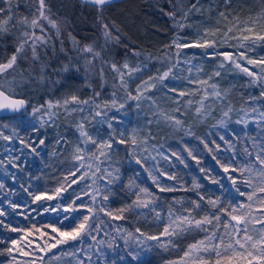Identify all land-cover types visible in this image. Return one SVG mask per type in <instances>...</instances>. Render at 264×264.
<instances>
[{
    "label": "trees",
    "instance_id": "trees-1",
    "mask_svg": "<svg viewBox=\"0 0 264 264\" xmlns=\"http://www.w3.org/2000/svg\"><path fill=\"white\" fill-rule=\"evenodd\" d=\"M202 1L207 0H124L104 7H94L78 0H44L42 18L37 11L39 0H9L3 19L8 16L12 19L6 26L8 30L0 32V63L7 62L19 44L28 40L23 32L28 30V24L33 18L37 19L41 27H36L34 32L31 29V39L25 45V50L18 55L14 69L0 74V88L27 101L26 109L18 114L21 116L43 105L45 100L54 98L70 81H80L85 89L95 94L117 90L125 64H150L158 73L169 70L174 65L175 48L171 45H156L154 33L176 35L185 32L189 15ZM214 2L229 15L243 18L264 6V0ZM128 17L132 19L131 25L124 22ZM24 18H27V25L20 23ZM139 24L142 30L152 32L142 35L135 30ZM32 34L43 37L42 41H35L38 57L35 60L29 46ZM86 46H91L99 55L94 57L93 53L83 51ZM113 65H116L118 71L113 70ZM229 127L227 132L222 129L214 131L205 122H198L186 133L191 135L186 136L184 133L175 139L165 140L169 159H165L166 164L158 171L164 178L166 176L173 180L169 185L174 190L161 192L154 189L145 174L146 169H143L139 177L148 188L145 190L151 194L146 197L162 203L165 211L170 213L178 211L188 214L191 211L192 214L196 213L197 218H203L205 214H220L221 224L217 225L214 221L211 225L217 226L220 233L225 231L222 224L229 219L227 215L219 213L220 207L231 211L232 207L240 203L262 206L259 198L264 197V193L259 192V188L264 184L255 173L260 168L257 156L264 157V130L256 132L254 128L232 124ZM19 135L26 145L35 148L38 165L17 185L7 191L0 188V210L5 212L4 216H0V264H11L9 249L19 234H26L33 240L39 237L49 240L55 236L53 227L60 231H70L73 224L78 225L88 215L87 211L79 209L70 220L61 221L59 218L34 216L28 206L21 211L17 209L18 202L26 198L28 193L32 196H53L57 194V189L65 191L64 200L67 205H85V199H78L82 191L73 185L76 180L72 174L75 164L69 154L55 142L53 130L23 126ZM41 140L43 144L39 143ZM225 167L229 168L227 173L224 172ZM247 168H252L251 173L242 171ZM163 175H157V180H163ZM254 176L257 179L256 186L250 187L245 181ZM232 179L236 180L235 195L225 189ZM128 180L126 174L120 173V188L127 186V190H138ZM218 187H223V201L216 198ZM24 188L28 193L24 192ZM240 192H255L256 195L252 201H248L247 195H240ZM106 194L110 198L102 207L123 218L112 219V216L99 210L89 224L90 229L81 238L58 248L56 256H47L41 261L42 264H53L58 259L69 260L73 264H165V256L153 251L135 252L130 247L123 231L124 228L125 232L127 230L131 200L124 198V193L115 186L108 187ZM209 200H217V207L213 208ZM225 200L230 203L225 205ZM193 201L200 207L196 208ZM121 209L124 211L121 212ZM12 227L20 230L12 232L9 230ZM226 255H231V252ZM209 257L210 264H215V254L203 255V258Z\"/></svg>",
    "mask_w": 264,
    "mask_h": 264
},
{
    "label": "rangeland",
    "instance_id": "rangeland-1",
    "mask_svg": "<svg viewBox=\"0 0 264 264\" xmlns=\"http://www.w3.org/2000/svg\"><path fill=\"white\" fill-rule=\"evenodd\" d=\"M8 1L0 0L2 18L6 15ZM139 21L141 22V19ZM124 22L131 25L132 19L125 18ZM36 27L41 26H32L29 22L28 40L31 39V29L34 32ZM142 28L141 24L135 26V30L144 36L152 32H146ZM244 36L250 39L243 40ZM257 36H264V6L243 18L234 14L229 15L223 8H218L214 0L202 1L189 15L185 32L176 35L154 33L156 45H171L175 48L174 65L170 68L167 78L161 80L159 77L169 70L158 73L150 64L128 65V68L124 67L121 73L123 76L120 75L119 86L115 91L94 94L85 89L80 81H70L54 98L32 108L24 115L23 120L19 115L0 118V133L11 137L10 140H5L0 136V184L4 185L2 189L7 191L17 185L19 180H25L32 169H37L35 148L26 146L21 139L19 135L21 128L31 126L52 129L56 135L55 142L67 155L69 154L75 167L81 163L85 164L84 168L75 171L76 180L73 183L82 191L78 194V199H85L83 201L85 205H67L63 190L53 195L51 200L44 195L43 199L34 201V196L24 188V192L28 194L26 193L27 197L18 202L19 211L28 206L34 216L66 221L65 217H72L75 212L82 209L88 212L90 224L100 212L99 209L109 201V196L107 200L104 199L108 187L115 186L118 191L124 193V198L131 200L132 209L128 213L127 230L125 232L124 228L123 232L127 243L135 252L153 251L166 257V260H163L165 264H199L196 256L203 258L207 253H190L188 256H185V253L189 251L191 244L203 240L208 233L193 227L172 236H162L164 228L169 226L175 217L188 214L174 211L170 216V212L165 211L162 203L146 197L145 193L140 191L147 187L140 179L139 172L146 169L145 174L149 178V183L157 191L160 186L170 188L169 184L173 180L167 179L166 176L164 178L158 171L166 164L165 159H169L165 140L175 139L184 133L188 136L190 133H186L198 122H205L206 126L215 129L214 131L222 129L227 132L230 124L254 128L256 132L264 130V40L256 39ZM205 41L213 46L182 49L175 47L176 43L193 44ZM224 53L231 54V59L225 60ZM248 60L256 63L250 64ZM236 64H240L241 67L237 68ZM243 67H247L253 75L249 76L242 71ZM137 68L139 71H130ZM217 72L219 75H216ZM122 81L126 87L122 86ZM146 81L150 85L148 90H142L139 99L130 98L129 93L136 96L138 86ZM181 92L184 93L183 96L180 95ZM72 96H76L79 102H72ZM84 101L88 103H83ZM49 104L52 105L51 108ZM36 108L40 110L34 112ZM97 112L101 115L97 116ZM176 120L180 123L177 124ZM80 125L84 126L83 129ZM81 131L87 132L98 143H111V148L99 149L96 144L86 142V138L80 134ZM121 140L124 143H120ZM77 147L82 150L81 153L76 152ZM87 149L92 151L89 152ZM101 151L106 155L101 156ZM81 154L85 157L83 161L74 159L76 155ZM137 160L140 161L139 164ZM88 163H91V168L87 167ZM122 172L129 178V183H134L133 186L138 190L131 188L127 190V186L120 188L118 178ZM157 175H163V180H157ZM224 179L228 180L227 177ZM251 181L252 186H256L255 176ZM222 188L218 187L215 194L220 201L224 200ZM225 189L230 190V194H236V185H233L232 181H229ZM128 191L133 194L130 195ZM138 197L141 201H150L148 206H138ZM224 202L225 205L230 203L229 200ZM66 207L69 211H64ZM261 207L253 204L242 211H251L252 215L257 216L260 215L258 209ZM88 208H91L92 212H89ZM195 214L192 216L201 219ZM205 227L209 231L218 229L217 226L211 225ZM248 227L250 234L258 238V229L264 226L249 224ZM153 235L160 236V241L146 239L147 236ZM82 236L83 233L79 238ZM62 239L66 238L60 237L56 232L49 240L41 237L33 240L26 234H19L16 238L18 243L10 248L11 264H42L41 261L55 254L58 248L74 241L67 240L66 243L57 244L54 248H47V245L55 244L56 240ZM22 251L28 255L21 254ZM53 264L73 263L58 259Z\"/></svg>",
    "mask_w": 264,
    "mask_h": 264
},
{
    "label": "snow or ice",
    "instance_id": "snow-or-ice-1",
    "mask_svg": "<svg viewBox=\"0 0 264 264\" xmlns=\"http://www.w3.org/2000/svg\"><path fill=\"white\" fill-rule=\"evenodd\" d=\"M91 2L95 5L103 6L105 3L108 2V0H91ZM44 8H45L44 0H39V8L37 11L39 12L41 17H44V11H43ZM2 17H3V13H2V11H0V32H5L8 30L6 26L11 21L12 17L8 16L7 19H3ZM20 23L27 25V23H28L27 18L22 19L20 21ZM31 25L32 26H39L36 18H33L31 20ZM53 26L55 27L54 24H53ZM104 27H105V29H107V25H105ZM41 31H43V28H41ZM106 34H107V32H106ZM23 35L25 37H28L29 33L27 31H24ZM32 36H33V41L29 46L32 49V58H33V60H35L38 58L37 52H36L37 45H36L35 41H38V40L42 41L43 37H37L34 34H32ZM242 39L248 40V39H250V37L244 36V37H242ZM256 39L264 40V36H257ZM28 43H29L28 40L25 39L24 42L19 44V46L15 50V53L10 57V59H8L7 62L0 63V74H3L4 72H6L10 69H14L18 55L25 50V45ZM208 46H213V45L209 44V42H207V41H205L204 43H193V44L176 43L175 44V47L178 49L188 48V47H201V48H203V47H208ZM83 51L93 53L94 57L99 55V53H95L93 51L91 46H86L83 49ZM177 55H179V53H177ZM223 55H224L225 60L231 59V54L224 53ZM243 58L244 57L241 54V59H243ZM248 63L255 64L256 61L248 60ZM221 66H223V65H221ZM124 67L128 68L129 66L127 64H125ZM236 67L240 68L241 65L236 64ZM113 70L118 71V69L116 68V65H113ZM241 70L244 71L245 73H247L249 76L253 75V73L250 72L247 67H243ZM130 71H139V69L138 68L137 69H130ZM170 71H171V69H169V71H165L163 73V75L160 76L159 78L161 80H163L164 78H167ZM216 75H219V72H217ZM122 76H123V74H121V77ZM122 86L126 87V84H124L123 81H122ZM149 87H150V85L148 84V82L147 81L144 82L143 85L138 86L136 96H131V94L129 93L130 98L139 99L140 96L142 95V90L147 91ZM213 87H214V85H213ZM180 95L183 96L184 93L181 92ZM0 97H3L6 101H8L7 103H0V108H11L15 111H19L25 105V101H23V100H9V98L6 97L2 91H0ZM71 100H72V102H79L78 98L76 96H72ZM65 103L67 104L68 101H65ZM83 103H88V101H84ZM120 106L123 107V104H121ZM51 107H52V105L49 104V108H51ZM39 110L40 109L36 108L33 111L36 112ZM197 111H199V110H197ZM96 115L99 116V115H101V113L97 112ZM225 115H227V113H225ZM20 119L21 120L24 119L23 113H22ZM175 122L177 124L180 123L179 120H176ZM83 127H84L83 125H80L81 129H83ZM80 134L82 137L86 138V142H91L92 144H96L99 149H103L105 147L111 148V146H112L111 143H107V144H105L103 142L98 143L95 139L90 137L88 135V133L85 131H81ZM0 136H3V134L0 133ZM3 139L10 140L11 137L3 136ZM39 143L43 144V140L39 141ZM120 143H124V141L121 140ZM133 143H135V141H133ZM87 151L91 152L92 150L87 149ZM76 152L81 153L82 150L79 147H77ZM100 155L105 156L106 153L101 151ZM74 159L77 161H83L85 159V157L81 154V155H76L74 157ZM89 159H91V157H89ZM136 162L138 164L140 163L139 160H137ZM257 162H258L260 168H259V171H257L255 173V175L257 177H259L261 179V183L264 184V157H261L258 155L257 156ZM12 166L15 167V165H12ZM91 166H92L91 163H88L87 167L91 168ZM84 167H85V164L81 163L75 168V171H79V169L84 168ZM232 170L236 171L235 168H233ZM244 170H247L251 173L252 168L243 169L242 171H244ZM75 171L72 173L73 175L75 174ZM228 171H229V168L225 167L224 172L227 173ZM86 174L87 173H85V175ZM232 183H233V185H235L236 180L232 179ZM245 183H248V185L250 187L252 186L251 180L245 181ZM3 187H4V185L0 184V188H3ZM159 190L161 192H164V191H172L174 189L160 186ZM56 191L58 193L60 191V189H57ZM140 191L145 193V195H149V196L151 195L145 189H141ZM237 191H239V189H237ZM259 192L264 193V186H261L259 188ZM240 195H247V200L252 201L253 197L256 195V193L253 192L252 194H246L244 192H240ZM43 198L44 197L42 195H36V196H34V201H39ZM47 199L51 200V199H53V196H48ZM93 199H95V197H93ZM104 199L105 200L108 199L107 195L104 196ZM200 199L203 200L204 197L201 196ZM259 199H260V203H261L262 207L260 209H258V211L260 212V215H257V216L252 215L251 211H242L245 208H250V205H246L245 203H240L238 206L232 207L231 211H229L227 208L220 207L219 213H223L224 215H227L229 218L227 222H224L222 224V226L225 230L223 233H220L218 231V229H213V230L209 231V229L205 227L206 225H213L214 221L217 225L221 224V215L220 214H217V213L205 214V216L203 218L196 219L195 217L192 216L191 211H189L188 215H186V216L175 217V219L172 220L171 224L164 228V231L161 235L162 236H172V235L177 234V232H184V231L190 230L193 227H195V228L199 229L200 231H204L208 234L205 236V238L203 240H200V241H197L196 243L191 244L189 246V251L185 253V256H188L190 253H200V252L212 253V252H214L215 257H216L215 258V264H224L225 261L227 262V264H264V227H260L258 229V231H259V237L258 238H254L253 235L250 234L249 227H248L249 224H252L253 226H255V225L264 226V197H261ZM149 202L150 201H141L139 199V197L137 200L138 206H142V207H147ZM208 203L213 208H216L219 202L217 200H209ZM193 204L195 205L196 208L200 207V205L198 203H196L195 201H193ZM99 210L101 212H104L105 215L112 216V219H122L123 218L122 216L113 215L111 212L106 211L105 208H103V207L100 208ZM64 211H69V209L66 207L64 209ZM88 211L92 212V209L88 208ZM120 211L122 212L124 210L121 209ZM4 215H5V212L3 210H0V216H4ZM157 215H159V213H157ZM172 215L173 214L170 213V216H172ZM64 219L70 220L71 218L65 217ZM89 220H90V216L85 215L83 217V221L81 223H79L78 225L73 224L72 229L70 231H60L58 228L53 227L52 232H56V233H58V235L60 237H64L66 239L56 240L55 244L47 245V248L48 249L54 248L57 246V244L66 243L67 240H76L77 238H79L81 236L82 233L85 232L86 229H90L91 226L88 223ZM173 225H175V227H173ZM170 228H171V231H170ZM9 230L12 232H16V231H19L20 229H18L16 227H12ZM37 231H39V230L37 229ZM137 231H139V229H137ZM88 234L90 235V232ZM41 235H43V233H41ZM141 235H143V233H141ZM146 239L153 240V241H160L161 237L153 235V236H147ZM17 243H18V241L13 240L12 241L13 247H15ZM101 243H102V241H101ZM41 250H44V248H41ZM9 251L11 252L12 249H9ZM229 252H231V255H226ZM21 254L28 255L27 252H23V251L21 252ZM133 259H135V257H133ZM196 260L199 261V264H210V257L206 259V258H202L200 256H196Z\"/></svg>",
    "mask_w": 264,
    "mask_h": 264
},
{
    "label": "water",
    "instance_id": "water-1",
    "mask_svg": "<svg viewBox=\"0 0 264 264\" xmlns=\"http://www.w3.org/2000/svg\"><path fill=\"white\" fill-rule=\"evenodd\" d=\"M78 1L92 5L94 7H104L106 5L118 3V2H121L124 0H108V2L105 3L103 6L95 5L91 2V0H78ZM0 91H2L4 93V95L9 98V100H23V101H25L24 107L21 108L19 111H15L11 108H0V118L12 117V116L18 115L26 109L27 101L24 98L18 97V96H13L10 93H8L7 91L3 90L2 88H0ZM7 102L8 101H6L3 97H0V103H7Z\"/></svg>",
    "mask_w": 264,
    "mask_h": 264
}]
</instances>
